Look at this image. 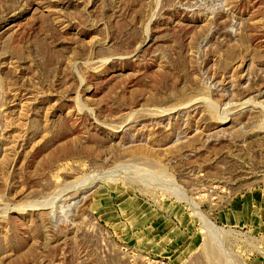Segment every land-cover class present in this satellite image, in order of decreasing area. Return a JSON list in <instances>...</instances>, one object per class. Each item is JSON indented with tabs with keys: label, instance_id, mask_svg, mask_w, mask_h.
Instances as JSON below:
<instances>
[{
	"label": "rangeland",
	"instance_id": "obj_1",
	"mask_svg": "<svg viewBox=\"0 0 264 264\" xmlns=\"http://www.w3.org/2000/svg\"><path fill=\"white\" fill-rule=\"evenodd\" d=\"M0 264H264V0H0Z\"/></svg>",
	"mask_w": 264,
	"mask_h": 264
}]
</instances>
